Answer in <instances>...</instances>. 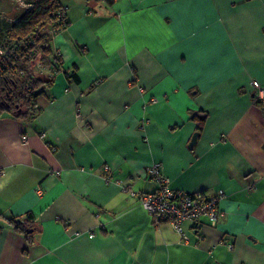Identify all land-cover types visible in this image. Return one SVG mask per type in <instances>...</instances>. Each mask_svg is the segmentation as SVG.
I'll list each match as a JSON object with an SVG mask.
<instances>
[{
    "label": "crops",
    "instance_id": "crops-1",
    "mask_svg": "<svg viewBox=\"0 0 264 264\" xmlns=\"http://www.w3.org/2000/svg\"><path fill=\"white\" fill-rule=\"evenodd\" d=\"M59 1L41 112L0 117V214L35 226L29 244L0 218V264H264V0ZM154 164L170 190L223 191L215 226L184 242L154 221Z\"/></svg>",
    "mask_w": 264,
    "mask_h": 264
},
{
    "label": "trees",
    "instance_id": "trees-1",
    "mask_svg": "<svg viewBox=\"0 0 264 264\" xmlns=\"http://www.w3.org/2000/svg\"><path fill=\"white\" fill-rule=\"evenodd\" d=\"M27 4L29 8L13 22H0V31L7 42L12 43L8 48L0 38V47L5 51L0 54V117L9 116L32 123L41 112L36 100L53 86L55 74L61 71V58L51 46L52 36L64 29L69 21L59 0H27ZM41 69L50 72L44 73ZM76 71L75 66L63 73L68 81L76 83ZM253 100L258 105L264 104L254 95ZM204 118H198V133L202 130ZM0 218L5 226L23 235L29 244L33 243L35 226L30 214L24 219L2 214ZM3 227L0 225V230Z\"/></svg>",
    "mask_w": 264,
    "mask_h": 264
},
{
    "label": "built area",
    "instance_id": "built-area-1",
    "mask_svg": "<svg viewBox=\"0 0 264 264\" xmlns=\"http://www.w3.org/2000/svg\"><path fill=\"white\" fill-rule=\"evenodd\" d=\"M64 12L66 8H63ZM251 89L254 97L264 103V85L252 81ZM41 137L44 138V134ZM145 174L148 179L156 183L157 189L139 194V202L154 221L170 223L184 242L188 241L186 234L188 227L198 225L203 218H206L210 225L215 226L221 216L218 201L224 197L223 191L209 195L205 192L186 193L170 190L167 186L168 181L157 164L147 167ZM89 236L93 237V234ZM228 248L231 249L232 246L229 244Z\"/></svg>",
    "mask_w": 264,
    "mask_h": 264
},
{
    "label": "rangeland",
    "instance_id": "rangeland-1",
    "mask_svg": "<svg viewBox=\"0 0 264 264\" xmlns=\"http://www.w3.org/2000/svg\"><path fill=\"white\" fill-rule=\"evenodd\" d=\"M90 1H96L98 5L94 7V10L96 13H99L101 2L99 0H90ZM77 2L75 0H65V5L67 4L68 7H71V5H75ZM29 8V5L27 4V0H0V22L7 21V22H13L15 18L19 17L22 13H24ZM102 8H107L104 5ZM0 38L2 41V44H6L7 47H11L12 43L7 42L6 37H4V34L2 31H0ZM1 51H4L0 47V53ZM5 52V51H4ZM3 52V53H4ZM42 72L46 73L47 71H44V69H41Z\"/></svg>",
    "mask_w": 264,
    "mask_h": 264
},
{
    "label": "water",
    "instance_id": "water-1",
    "mask_svg": "<svg viewBox=\"0 0 264 264\" xmlns=\"http://www.w3.org/2000/svg\"><path fill=\"white\" fill-rule=\"evenodd\" d=\"M197 134H194L193 135V137H192V139H191V141H190V147H192L194 144H195V142H196V140H197Z\"/></svg>",
    "mask_w": 264,
    "mask_h": 264
}]
</instances>
